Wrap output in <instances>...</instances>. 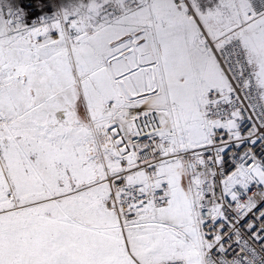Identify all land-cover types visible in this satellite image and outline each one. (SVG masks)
<instances>
[{
	"label": "snow or ice",
	"instance_id": "6c2138e0",
	"mask_svg": "<svg viewBox=\"0 0 264 264\" xmlns=\"http://www.w3.org/2000/svg\"><path fill=\"white\" fill-rule=\"evenodd\" d=\"M0 264H264V0H0Z\"/></svg>",
	"mask_w": 264,
	"mask_h": 264
}]
</instances>
